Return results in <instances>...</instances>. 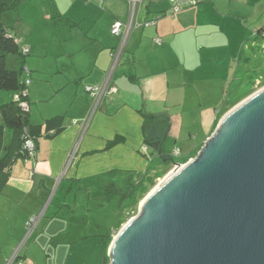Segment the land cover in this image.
<instances>
[{
  "label": "crops",
  "instance_id": "0c3cea01",
  "mask_svg": "<svg viewBox=\"0 0 264 264\" xmlns=\"http://www.w3.org/2000/svg\"><path fill=\"white\" fill-rule=\"evenodd\" d=\"M73 1L72 8L79 12L72 19L84 41L73 51L61 44L56 56L65 58L80 51L73 69L63 72L68 83L76 82L73 91L67 90L72 106L34 121L28 93L31 124L43 125L53 115L68 118L63 120L65 130L57 136L42 128L35 140L36 159L19 156L1 185L0 264H10L17 253L23 264H108L110 246L105 250L104 237L115 230L91 235L68 230L69 221L57 217L44 223L62 186L58 178L66 163H71L67 178L86 185L88 191L90 187L115 191L123 201L129 184L147 174L157 175L158 168L174 160L176 148L181 150L177 162L193 159L232 109L242 51L252 48L247 41L253 35L255 43L258 27L264 25V0H198L197 6L173 15L168 13L170 0H145L132 21L128 0ZM151 19L156 23H143ZM130 21L142 26L131 31L113 73L111 84L116 92L102 100L84 124L92 107L87 88L104 81L112 53L120 45L112 27L116 23L127 26ZM63 28L68 32L61 29V42H74V30L67 24ZM143 113L161 117L167 125L160 128L155 122L145 135ZM148 137L163 141L160 151L147 144ZM116 139L118 143L110 147ZM170 143L173 151L167 154L164 145ZM37 215L39 222L29 233L27 224ZM97 237L101 238L99 263L91 259Z\"/></svg>",
  "mask_w": 264,
  "mask_h": 264
},
{
  "label": "water",
  "instance_id": "95a60500",
  "mask_svg": "<svg viewBox=\"0 0 264 264\" xmlns=\"http://www.w3.org/2000/svg\"><path fill=\"white\" fill-rule=\"evenodd\" d=\"M108 259L264 264V88L231 109L197 156L177 164L140 202Z\"/></svg>",
  "mask_w": 264,
  "mask_h": 264
},
{
  "label": "rangeland",
  "instance_id": "374dc122",
  "mask_svg": "<svg viewBox=\"0 0 264 264\" xmlns=\"http://www.w3.org/2000/svg\"><path fill=\"white\" fill-rule=\"evenodd\" d=\"M55 1L56 0H27L18 10L8 12L3 17V22L9 28L16 42H18L21 53L23 48L24 50H29V53L25 54L24 58L19 53L6 54L5 64L9 70H20L21 78L25 83L27 80L31 82L32 85L30 83L28 84L26 93L30 94L32 103L30 107L33 110L32 117L34 121L43 119L45 114L49 116V114L52 115L58 112L63 106L66 107L65 110L72 106L71 103L73 98L67 94V90L70 89L73 91L76 82L73 81L72 83H68L67 73L65 74L63 72L64 70L70 71L73 69V59L76 61L78 56L80 57V51L74 55L68 53V57L65 58H56V56L62 49L61 44L64 45L63 48L65 50L73 51L75 48L78 49L79 45L84 41L79 36L77 26H74L75 23L72 19L73 13L79 12L77 7L72 8L74 1L57 0L58 4H56ZM259 11L260 6L257 5V16L260 14ZM67 20L69 21L67 22ZM64 24L71 27L70 30H74V42H72V40L61 42L64 40V34L61 32V29H65L64 31L68 32L67 28H63ZM260 27H262V25L258 28ZM80 32L85 39L84 32L81 30ZM256 42L257 41L253 43V35L250 36L247 41V47L252 46V48H249V50L247 49L246 54L251 52L253 60L254 55L255 58L258 56L259 65L257 66L256 63L253 62L248 69L256 70L255 72L260 73L261 76L263 75L262 71L264 69V36L259 43ZM239 69H243V62H240ZM246 69L247 67H244V70ZM57 70L61 72L55 73ZM240 74V79L237 80L235 86L237 92L232 99V109L264 88V80L258 79V76L254 86H251L247 75L245 73ZM240 83L243 84L239 86ZM64 86L65 88L60 91ZM15 96L16 95L11 92H1L0 105L13 101ZM90 102L92 104L93 100H90ZM53 116L56 117L57 115ZM59 116H64L65 120L68 118L64 114ZM79 124H81L80 120ZM172 148L171 143L164 145V150L167 154L173 151ZM189 160L190 159H187L183 164H186ZM70 164L66 163L62 174L58 178V183L60 185L62 184V186L57 192L58 196L54 200V204L47 216L48 218L46 217L44 219V223L48 222L50 218L51 222L54 220L53 218L57 217L61 220L69 221L70 227L68 230L74 229V232L79 231L80 233L91 235L100 233L106 234L104 232L109 230L112 232L120 216L121 220H123V227L132 217L136 216L140 202L174 169L172 162L165 163L163 167L158 168L160 170L157 175L151 176V178L148 179L149 191L140 199L139 205L135 210L129 211L128 215L127 212L120 215L121 205L124 202V200L122 201V196L115 195L109 197L107 193L101 191V189L97 187H90V191H88L86 185L84 187L82 184L70 180L67 178ZM156 165L158 166L159 164L157 163ZM60 197L62 198L60 199ZM57 203L59 204L57 205ZM83 213L84 215H82ZM39 216L40 215H37V217ZM74 220L76 221L74 222ZM64 229H66V224H64ZM41 231L43 232V229H41ZM85 231L87 232L85 233ZM117 234L118 232H114L112 238ZM61 239L63 240L64 236L61 237ZM100 240L101 238L97 237L94 241L95 250L91 257L92 260L97 259V263L101 260ZM90 245H93V243Z\"/></svg>",
  "mask_w": 264,
  "mask_h": 264
},
{
  "label": "trees",
  "instance_id": "16d2710c",
  "mask_svg": "<svg viewBox=\"0 0 264 264\" xmlns=\"http://www.w3.org/2000/svg\"><path fill=\"white\" fill-rule=\"evenodd\" d=\"M25 1L27 0H0V93L1 92H11L16 95L15 97L17 96L20 97L19 101L15 100V97H14L13 101L0 105V117H1V122H0V189H1L2 183L4 184L6 179L9 177L10 171L13 168L17 158L19 156H25L24 155V145H25L26 139H32L35 141L40 136L42 128H44L48 132L52 130L55 131V134L52 135V137L57 136L58 134H60L61 132L65 130V127H63V120H64L63 116H56V117L47 119L45 120L43 125L38 126V125L31 124L30 119H29L28 94L24 96V92L27 91V87H28L27 82H30V81L27 80V82L25 83L21 78L20 70L19 71L9 70L5 64L6 54L19 53L20 55L23 56V58L25 55L23 53L24 48L21 53L18 42H16L9 28L3 22V17L5 14L11 11L18 10ZM144 4H145V0H143L142 4L138 7V9L141 10L144 7ZM153 21L155 20L151 19V20H146L143 23L148 24ZM263 35H264V25L257 30L256 39H255V41H257L256 43H259V41H261ZM118 38L120 39V37ZM246 52H247L246 48H244L242 51L241 57H240V61L243 62V69H240V70H241V73H245L247 75L250 85L254 86L258 77H259L258 79L264 80V69L262 71L263 75L261 76H260V73L255 72L256 70L254 71V70L248 69L249 66L253 62H255L256 65L258 66L259 60H258V56H256L255 58V55H254V60H253L251 56L252 53L250 52L246 54ZM114 53L115 52H113L112 55ZM118 65H119V62L116 68L118 67ZM244 67H247V69L244 70ZM241 84L243 83H240L239 86ZM143 116L145 119L144 127H143L145 135L148 133L149 129L155 122H157L160 128H164L167 125L165 120L162 119L161 117L150 116L145 113H143ZM26 130L28 131V135L25 134ZM146 142L150 146L154 147L156 151H160L163 141L151 139L148 137L146 139ZM116 143H118V139L114 140L113 142H110L109 145L111 147V146H114ZM172 163L175 164L176 160L175 159L172 160ZM181 163L183 164L185 163V161ZM149 178L151 177L147 174L143 176L139 182L129 184L127 191L123 194L124 204L121 208L120 215H123L126 212L128 215L129 211L135 210V208L139 205L138 203L140 199L144 197L146 193L149 191L148 183H147ZM117 194L118 193L115 191L107 193L109 197H113ZM122 224H123V220H121V216H120L114 228L115 232L120 231ZM112 237L113 236H110V235H107L106 237H104L105 238L104 239L105 250L111 245L112 240H113ZM106 262L109 263L108 258H106Z\"/></svg>",
  "mask_w": 264,
  "mask_h": 264
},
{
  "label": "built area",
  "instance_id": "2783aa9c",
  "mask_svg": "<svg viewBox=\"0 0 264 264\" xmlns=\"http://www.w3.org/2000/svg\"><path fill=\"white\" fill-rule=\"evenodd\" d=\"M142 2H143V0H129V4H130V8H131V21H132L134 14L137 12L138 7L142 4ZM170 2H171V8L168 11V13L170 15L178 13L184 9L195 7L199 4L198 0H170ZM131 21L127 24V26L123 25L122 23H116L112 27V33L116 37H120V45H119L118 49L115 51V53L112 55L111 67L106 72L104 81L98 86H93V87L87 88V93L93 99V103H92L90 114L86 117V119H84V124L88 121L89 117H91L92 114L94 113V111L97 109L100 101L104 100L107 97H112L116 92L115 88L111 84L113 73L116 69L118 62H119L121 54H122V52L126 46V43L129 39L131 31L133 30V28H138L140 26L138 24L134 25ZM155 23L156 22L153 21V22H150L148 24H155ZM123 27H125V28H123ZM155 42L160 43V40L157 39V40H155ZM23 53L27 54V53H29V50L25 49V50H23ZM27 83L29 84L30 82H27ZM26 95H27V93L24 92V96H26ZM19 99H20L19 96L15 97V100L19 101ZM74 124H77V121H74ZM25 134L28 135L27 130L25 131ZM24 155H25V158L27 159V161H32V160L36 159L37 147H36L34 140L26 139V142L24 145ZM172 155H173V158L175 160L179 159L181 157L180 148H176L173 151ZM177 164L182 165L181 162H177L175 164L173 163L174 169H175V166ZM39 219H40V217L33 216L29 220L27 227H26L27 231L29 233H31L35 229L37 223L39 222ZM19 258H20L19 253H17L10 264H23Z\"/></svg>",
  "mask_w": 264,
  "mask_h": 264
}]
</instances>
